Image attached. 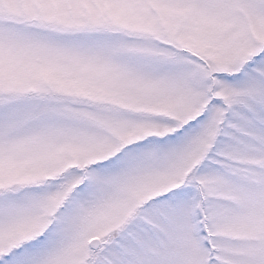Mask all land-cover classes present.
I'll list each match as a JSON object with an SVG mask.
<instances>
[{
  "label": "snow or ice",
  "instance_id": "snow-or-ice-1",
  "mask_svg": "<svg viewBox=\"0 0 264 264\" xmlns=\"http://www.w3.org/2000/svg\"><path fill=\"white\" fill-rule=\"evenodd\" d=\"M0 264H264V0H0Z\"/></svg>",
  "mask_w": 264,
  "mask_h": 264
}]
</instances>
